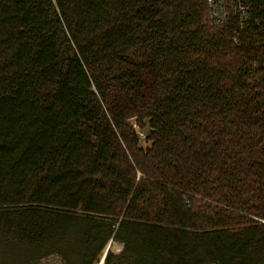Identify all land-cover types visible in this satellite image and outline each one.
Masks as SVG:
<instances>
[{
	"label": "trees",
	"instance_id": "trees-1",
	"mask_svg": "<svg viewBox=\"0 0 264 264\" xmlns=\"http://www.w3.org/2000/svg\"><path fill=\"white\" fill-rule=\"evenodd\" d=\"M245 6L240 27L207 0H0V264H264Z\"/></svg>",
	"mask_w": 264,
	"mask_h": 264
},
{
	"label": "built area",
	"instance_id": "built-area-1",
	"mask_svg": "<svg viewBox=\"0 0 264 264\" xmlns=\"http://www.w3.org/2000/svg\"><path fill=\"white\" fill-rule=\"evenodd\" d=\"M207 6L213 25L223 23L231 16H237V24L242 27L248 16L245 0H207ZM234 40L237 41L236 37Z\"/></svg>",
	"mask_w": 264,
	"mask_h": 264
},
{
	"label": "rangeland",
	"instance_id": "rangeland-1",
	"mask_svg": "<svg viewBox=\"0 0 264 264\" xmlns=\"http://www.w3.org/2000/svg\"><path fill=\"white\" fill-rule=\"evenodd\" d=\"M141 146L145 147L146 145L145 143L141 142ZM111 247L116 253H118L122 249V245L117 243H112ZM38 264H63V260L57 254H53L48 257L42 258Z\"/></svg>",
	"mask_w": 264,
	"mask_h": 264
},
{
	"label": "water",
	"instance_id": "water-1",
	"mask_svg": "<svg viewBox=\"0 0 264 264\" xmlns=\"http://www.w3.org/2000/svg\"><path fill=\"white\" fill-rule=\"evenodd\" d=\"M108 248H109V246L107 247V249H106V251H105V253H104V255H103V257H102V259H101V261H100L99 264H103V262H104V258H105V255H106V253H107V251H108Z\"/></svg>",
	"mask_w": 264,
	"mask_h": 264
}]
</instances>
